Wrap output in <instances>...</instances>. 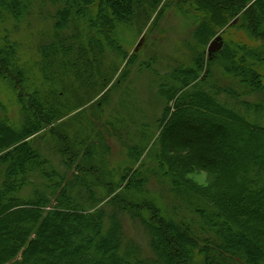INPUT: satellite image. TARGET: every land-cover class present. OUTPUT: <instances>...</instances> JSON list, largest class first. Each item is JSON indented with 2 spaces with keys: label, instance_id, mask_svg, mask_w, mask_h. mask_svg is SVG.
Returning <instances> with one entry per match:
<instances>
[{
  "label": "trees",
  "instance_id": "16d2710c",
  "mask_svg": "<svg viewBox=\"0 0 264 264\" xmlns=\"http://www.w3.org/2000/svg\"><path fill=\"white\" fill-rule=\"evenodd\" d=\"M125 1L126 4L122 0H0V16L10 15L19 22L32 13L36 5L45 9L47 5L59 4L58 8L47 12L57 29L63 24L62 19L66 21L70 17L71 20L70 9L78 17L85 15L88 8L90 13L86 15L95 20L88 21L87 31L91 35H81L92 45L97 41L94 36L99 38L102 47H95L94 56L100 60L99 50L105 47L115 50L116 25L126 12L130 13L131 0ZM196 1L200 9L197 22L200 41L215 28L225 25L232 15L245 10L242 19L246 17L247 28H241L242 35L252 31V36L249 40L242 39V47L247 52H255L259 48L258 41L264 46V29H260L264 24V0L254 3ZM81 35H76L78 44L82 43ZM209 40L207 38V42ZM38 48L45 54L54 52L49 42ZM234 49L233 42H226L219 53L206 57L208 68L201 78L197 68L176 69L171 76L172 83L165 90L168 101L173 100L172 107L168 106L169 114L159 119L162 149L153 158L152 174L159 181L163 179L162 183L172 195L192 194L197 201H202L204 209L198 207L185 221L174 215L163 216L153 205L148 217L145 211H135L132 204L120 196H111L122 181L114 190L111 184L103 187L99 179L85 183L83 175L92 172L91 169H80L82 174L78 172L70 179L52 180L56 174L43 170L45 160L40 151L22 142V138L44 128L57 134L52 123L61 106L56 102L55 108L44 110L33 102L30 110H34L36 118L27 122L22 131L25 135L19 137L21 132L9 128L13 140L0 145V156L8 161L2 165L3 177L0 174V264H172L176 251L187 264H215L216 261L218 264H264V99L258 97L264 92V72L257 71L258 65L255 68L231 57ZM257 57L259 62L263 61L264 49ZM221 63L217 76L212 75L211 67ZM44 64L54 68L55 62ZM5 65L0 64L3 67L0 70L5 72ZM88 68L86 63V72ZM55 74L48 69L47 77L56 79ZM228 74L241 86H247L239 87L240 92L230 88L234 85L224 86L221 80ZM242 95L255 97L246 101ZM219 131L224 133L216 134ZM230 135L233 143H227ZM158 142L160 144V139ZM60 152L62 156L72 155L66 144ZM68 162L65 165L71 164L70 160ZM197 169L205 172L206 185L190 179V174ZM127 175L125 172L122 178L126 179ZM39 178L49 194L35 191L32 198L20 195L27 184ZM99 187L103 189L101 197L94 193ZM124 213L141 222L148 237V253L126 238ZM199 216L204 218L201 222L195 220ZM153 225L170 228L172 232L178 227L184 231L179 235L174 233L177 249L166 246L168 258L159 249L164 244L160 228Z\"/></svg>",
  "mask_w": 264,
  "mask_h": 264
},
{
  "label": "rangeland",
  "instance_id": "374dc122",
  "mask_svg": "<svg viewBox=\"0 0 264 264\" xmlns=\"http://www.w3.org/2000/svg\"><path fill=\"white\" fill-rule=\"evenodd\" d=\"M254 1L245 0L246 3ZM122 3L126 4V1L122 0ZM129 5L130 13L126 12L124 19L116 25L115 47L112 44L115 50L108 47L99 50L100 60L94 56L95 47H102L99 38L94 36L97 41L93 45L87 44V37L91 35L87 31L88 21L95 20L86 15L90 13L88 8L85 15L78 17L70 9L71 20L70 17L66 21L62 19L63 24L57 29L47 12L58 8L59 4L52 6L53 9L48 5L45 9L36 5L32 13L19 22L10 15L0 16V64H6L5 72L0 66V145L13 140L9 128L21 132L19 137L25 135L22 131L27 122L36 118L34 110H30L33 102L44 110L55 108L53 104L57 102L61 109L56 112V120L52 123L57 134L44 128L22 138V142L32 144L40 151L41 158L45 160L43 170L56 174L52 180L70 179L78 175L80 169H91L92 172L83 175L85 183H94L99 179L103 187L111 184L114 190L116 184L122 181L121 187L116 188L111 196H120L126 203L132 204L135 211L142 209L149 217L154 205L163 216L174 215L176 219L188 221L195 209H204L202 201H197L192 194L172 195L162 183L163 179L159 181L152 174L155 169L153 158L162 149V124L159 119L161 121L169 114L168 106L173 104V100L168 101L165 94L167 85L172 83L171 76L179 68H197L201 78L208 68L206 57L220 52L213 46L216 38L222 45L233 42L235 49L230 56L245 65H258L257 71L261 74L264 72V59L260 63L257 56L264 46L258 41L259 48L255 52H247L242 47V39L249 40L252 36V31L249 35H242L241 28H247L246 17L242 19L245 10L232 15L233 18L225 25L215 28L204 41H200L197 29L200 9L196 0H131ZM260 29H264V24L260 25ZM77 34H87V37L81 35L82 43L79 44L82 47L76 41ZM207 38H210L208 42ZM48 42L54 52H40L39 45ZM53 61L55 70L44 64ZM84 62L89 66L88 72ZM222 65H213L210 69L212 75L217 76ZM48 69L56 72V79L47 77ZM183 76L185 79V74ZM221 82L227 87L234 85L230 88L236 92H240L239 87L247 86L230 79L229 74ZM262 93L258 97L264 99ZM254 97L242 95L246 101ZM207 127L212 129L209 125ZM222 133L224 131L216 134ZM227 140V143L234 142L232 135ZM65 144L72 152L71 157L61 155L60 149H64ZM6 160L5 156H0L2 177L3 164H8ZM68 160L71 164L65 165ZM125 172L128 175L123 179ZM189 177L198 184L206 185V174L202 170L193 171ZM43 183L40 178L33 180L20 195L32 198L35 191L49 194L50 191L41 186ZM94 193L101 197L103 189H94ZM72 196L76 194L72 193ZM202 219L199 216L195 220L201 222ZM122 222L126 238L148 253V237L141 222L133 220L128 213L122 214ZM153 227L160 228L164 244L159 249L168 258L166 246L177 249L174 233L179 235L184 231L179 227L174 232L159 225ZM172 258V264H187L177 251Z\"/></svg>",
  "mask_w": 264,
  "mask_h": 264
},
{
  "label": "water",
  "instance_id": "95a60500",
  "mask_svg": "<svg viewBox=\"0 0 264 264\" xmlns=\"http://www.w3.org/2000/svg\"><path fill=\"white\" fill-rule=\"evenodd\" d=\"M217 40H219V38H216V40L215 41H217ZM216 43L214 42L213 43V46L215 45ZM219 48H220V43L219 44H216L215 46H214V49L217 51V50H219Z\"/></svg>",
  "mask_w": 264,
  "mask_h": 264
}]
</instances>
